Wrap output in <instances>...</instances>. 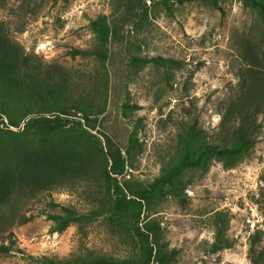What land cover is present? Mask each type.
<instances>
[{
	"label": "rangeland",
	"instance_id": "1",
	"mask_svg": "<svg viewBox=\"0 0 264 264\" xmlns=\"http://www.w3.org/2000/svg\"><path fill=\"white\" fill-rule=\"evenodd\" d=\"M114 1L0 0V22L42 67L61 68L82 82L100 63L72 57L69 51L93 46L89 22L109 15ZM141 3L149 7L142 28L134 29L132 19L123 25L121 39L110 38L107 44L105 110L94 116L92 131L102 138L109 135L124 152L134 129L140 147L132 167L118 180L147 185L172 153L177 131L194 118L212 142L225 143L223 128L229 123L221 124V118L241 80L253 84L264 77V23L238 0H219L216 7L199 1L173 3L171 13L158 0ZM131 56L173 58L180 66L165 70L148 63L134 68ZM125 102L138 108L123 115ZM256 122L255 142L246 156L230 164L212 160L205 169L192 171L184 199L168 198L157 208L154 216L168 247L178 250V264H253L259 255L264 264V111ZM92 188H54L0 204V245L12 241L13 247L0 255V264H40L32 257L42 256H126L128 246L102 218L82 233L75 224L60 233L50 231L46 213L59 206L49 202L85 212L94 207ZM217 231L233 242L231 248L210 251Z\"/></svg>",
	"mask_w": 264,
	"mask_h": 264
},
{
	"label": "trees",
	"instance_id": "2",
	"mask_svg": "<svg viewBox=\"0 0 264 264\" xmlns=\"http://www.w3.org/2000/svg\"><path fill=\"white\" fill-rule=\"evenodd\" d=\"M191 1L216 7L219 0L158 3L171 13L173 3ZM238 1L253 9L264 23V0ZM148 11L141 0H115L109 15H99L89 22L94 33L93 46L69 51L72 57H92L100 63L97 72L82 82L61 68L42 67L24 53L0 22V204L54 188L92 186L89 196L94 207L88 211L49 202L51 207L59 206L58 211L46 213L52 222L50 231L60 233L75 224L82 233L102 218L107 229L128 246L124 257H32L40 264H178V250L168 247L161 222L154 216L157 208L168 198L184 199L192 171L205 169L212 160L233 163L253 148L259 127L256 118L264 111V77L253 84L248 79L241 80L237 96L221 118V124L229 123L223 128V145L212 142L194 118L177 131L172 153L151 182L143 185L130 178L118 180L126 167H132L131 159L140 147L136 131L130 132L123 152L109 135L102 138L93 132L92 123L94 116L105 110L107 75L103 74V64L109 39H121L123 25L132 19L134 29H141ZM251 58L258 60L256 55ZM148 63L165 70L180 66V61L162 56H131L129 61L134 68ZM137 108L125 102L122 113L126 115ZM232 246L233 242L217 231L210 251ZM12 248V241L1 244L0 255ZM260 262V255L252 259L253 264Z\"/></svg>",
	"mask_w": 264,
	"mask_h": 264
}]
</instances>
